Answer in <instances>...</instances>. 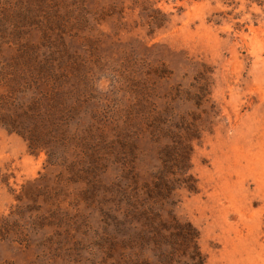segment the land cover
I'll return each instance as SVG.
<instances>
[{"label":"rangeland","instance_id":"374dc122","mask_svg":"<svg viewBox=\"0 0 264 264\" xmlns=\"http://www.w3.org/2000/svg\"><path fill=\"white\" fill-rule=\"evenodd\" d=\"M0 38L7 57L22 43L52 52L79 99L75 142L53 165L0 128V217L22 210L20 224L34 223L22 245L0 241V261L111 264L116 185L165 173L172 141L155 140V118L175 132L203 123L197 191L174 182L176 169L167 179L205 264H264V0H0Z\"/></svg>","mask_w":264,"mask_h":264},{"label":"trees","instance_id":"16d2710c","mask_svg":"<svg viewBox=\"0 0 264 264\" xmlns=\"http://www.w3.org/2000/svg\"><path fill=\"white\" fill-rule=\"evenodd\" d=\"M164 21L157 16L151 24L159 27ZM4 42H0V128L21 135L32 152L48 149L49 163L53 165L59 153L67 152L76 138L69 127L79 99L66 88L73 73L56 63L52 52L42 53L38 46L29 43H22L15 56L7 57L1 50ZM208 89V84L199 89L198 98L203 102L209 100ZM153 120L155 140L164 134L172 141L166 146L165 173L160 172L157 182L143 184V188L137 181L116 185L118 217L113 220L115 235L109 234L107 246L111 264H205L199 232L190 221L174 214L173 182L167 179V169H176L181 178L174 182L191 192L197 191V180L190 172L191 157L193 141L201 137L203 123L183 120L180 127L175 126L180 132H175L173 125L161 126ZM7 180V176H2L0 181L7 184ZM33 187L36 188H26V195L34 193L29 192ZM22 214V210L13 211L0 217V241L22 245L27 240L25 226L34 223L20 224Z\"/></svg>","mask_w":264,"mask_h":264}]
</instances>
